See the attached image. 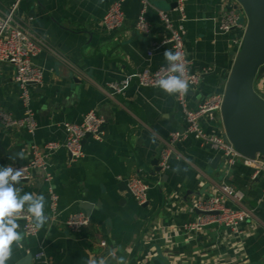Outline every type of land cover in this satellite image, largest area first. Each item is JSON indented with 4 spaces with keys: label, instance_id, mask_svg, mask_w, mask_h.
Returning <instances> with one entry per match:
<instances>
[{
    "label": "crops",
    "instance_id": "0c3cea01",
    "mask_svg": "<svg viewBox=\"0 0 264 264\" xmlns=\"http://www.w3.org/2000/svg\"><path fill=\"white\" fill-rule=\"evenodd\" d=\"M115 1L21 3L20 15L42 44L34 61L44 77L41 84L31 86L34 131L5 126L0 119L5 150L0 166L14 168L28 162L33 145L63 143L65 124L81 123L91 110L108 124V132L88 137L85 155L76 161L70 160L64 146L55 149L50 155V180L36 170L31 180L16 185L21 196H44L46 223L31 236L24 232L23 221H16L23 239L12 246L7 264H45L37 258L40 251L51 264H100L101 260L104 264H264V178L253 177V168L242 160L228 166L222 155L216 161L221 152L193 135L175 139V156L156 170L153 162L157 158L161 166L166 141L187 126L178 93L169 95L135 80L123 92L109 87L132 72L168 63L164 52H174L170 44L153 49L170 34L163 11L175 26H184L187 57L191 68L201 74L199 84L188 92L189 105L195 108L208 96L224 94L241 33L220 27L227 0H185L182 14L176 9L177 0H149V32L136 28L142 0H121L123 25L106 29L102 18ZM12 2L0 0V13ZM14 76V67L0 62V112L21 119L28 107ZM75 76L81 81L75 82ZM201 124L207 133L226 134L218 111L204 116ZM21 151L25 159L16 156ZM135 176L150 186L143 205L125 185ZM222 183L244 193L240 202L227 198V204L253 211L242 232L223 226L187 231L185 224L198 214L193 200L210 196ZM50 187L59 196L56 218L50 208ZM77 211L88 214L91 222L73 232L64 220Z\"/></svg>",
    "mask_w": 264,
    "mask_h": 264
},
{
    "label": "built area",
    "instance_id": "2783aa9c",
    "mask_svg": "<svg viewBox=\"0 0 264 264\" xmlns=\"http://www.w3.org/2000/svg\"><path fill=\"white\" fill-rule=\"evenodd\" d=\"M24 0H13L10 7L0 13V62L11 64L14 67V80L20 88V98L28 107L26 116L21 119H14L6 112H0V119L5 126L20 125L28 131H34L36 121L30 109L33 94L31 86H36L42 83L44 72L38 66L34 57L41 51L42 44L38 37L33 33L31 28L25 22V19L20 15L21 3ZM185 0H177L176 9L182 14L184 11ZM143 9L137 18L136 28L141 32H149L151 27L146 17V8L150 5L149 0H142ZM161 17L169 28V36L155 45L158 48L165 44H170L174 53L181 54V60L185 67L184 79L188 81V89L190 90L199 84L201 74L191 68L190 61L186 54L185 47V28L182 25L175 26L169 16L163 11L160 12ZM243 7L237 0H227L226 10L221 18L220 27L227 32L234 29L240 30V36L236 40L237 49L239 50L244 32L247 28V17ZM125 15L122 9L121 0L113 2L104 13L102 18L103 26L108 30H116L124 23ZM237 50V51H238ZM153 50L150 51L152 53ZM173 74L169 71L168 63L158 68H144L128 74L124 79L116 82H110L109 87L116 92H123L129 84L135 80L143 87L159 88L157 81L162 77ZM255 88L263 95L264 93V77L256 80ZM186 94L178 93V101L183 109L186 118V129L182 132H175L172 137L166 141L167 147H164L160 154L161 166L167 165V158L174 152L172 143L175 139L193 135L204 143L216 148L224 157L225 163L228 166L234 165L238 160H242L245 164L253 168V177L262 176L264 178V155L257 153L254 158L245 157L240 154L227 135L207 133L201 124L204 116L212 111L221 113L223 102V94L211 95L205 98L197 107L192 108L189 105L188 92ZM103 118L96 111H89L81 123L67 122L65 124L67 131L66 140L61 143L57 141H48L43 145L31 146L32 155L28 162L17 165L14 169H24L23 181L31 180L34 177L35 171L40 170L45 180L52 178L50 171V155L59 146H64L70 156L71 161L81 159L85 155L83 139L86 134L91 133V136L100 137L99 127L103 123ZM128 188L135 200L143 205L147 203L149 196V184L140 176H135L127 180ZM49 195L51 198L52 216L56 218L60 214L59 196L50 187ZM244 197L242 190L228 184H220L215 192L208 197H198L192 202V208L197 210L196 218L185 224V229L191 232H198L212 224L223 226L232 230L235 233L242 232V225L246 223L252 216L253 211L247 207H234L227 204V198H232L240 202ZM23 218V229L27 235H37L39 228L35 226V219L31 214L27 213L25 207ZM91 222L90 216L83 211L70 213L64 220L66 227L73 231L79 232L83 228L89 226ZM105 244V241L102 242ZM44 252L37 253V258L43 260L45 264H51L45 259Z\"/></svg>",
    "mask_w": 264,
    "mask_h": 264
},
{
    "label": "water",
    "instance_id": "95a60500",
    "mask_svg": "<svg viewBox=\"0 0 264 264\" xmlns=\"http://www.w3.org/2000/svg\"><path fill=\"white\" fill-rule=\"evenodd\" d=\"M237 1L246 13L247 28L226 82L221 117L225 133L236 150L245 157L254 158L257 153L264 155V96L255 88L256 80L264 77V0ZM73 79L81 81L76 76ZM102 132H108L106 122L99 127V133ZM91 135L86 134L83 144ZM4 151L0 140V158ZM173 156L174 152L167 158V163ZM221 156L218 154L216 161ZM158 163L156 158L153 164L157 165L156 170H161L163 166Z\"/></svg>",
    "mask_w": 264,
    "mask_h": 264
},
{
    "label": "clouds",
    "instance_id": "9594fccd",
    "mask_svg": "<svg viewBox=\"0 0 264 264\" xmlns=\"http://www.w3.org/2000/svg\"><path fill=\"white\" fill-rule=\"evenodd\" d=\"M164 58L168 62L169 71L173 74L162 77L157 81L158 87L169 95L180 93L186 94L188 81L184 79L185 67L181 60V54L174 53L171 49L164 52ZM20 159H25L23 151L16 154ZM14 159V157H13ZM24 178V169H14L11 166H0V264H7L12 255V246L19 244L23 239L17 231L19 224L16 222L22 219V213L27 203V213L35 219L36 228L46 223L44 214L45 198L43 195L24 193L20 195L21 189L16 187ZM94 264V262H91ZM100 264H104L101 260Z\"/></svg>",
    "mask_w": 264,
    "mask_h": 264
},
{
    "label": "rangeland",
    "instance_id": "374dc122",
    "mask_svg": "<svg viewBox=\"0 0 264 264\" xmlns=\"http://www.w3.org/2000/svg\"><path fill=\"white\" fill-rule=\"evenodd\" d=\"M243 19H246V16H244Z\"/></svg>",
    "mask_w": 264,
    "mask_h": 264
}]
</instances>
